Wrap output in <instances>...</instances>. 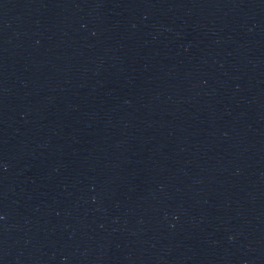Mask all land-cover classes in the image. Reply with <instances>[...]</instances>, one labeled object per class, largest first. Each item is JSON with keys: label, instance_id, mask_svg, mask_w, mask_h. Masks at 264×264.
Instances as JSON below:
<instances>
[{"label": "water", "instance_id": "1", "mask_svg": "<svg viewBox=\"0 0 264 264\" xmlns=\"http://www.w3.org/2000/svg\"><path fill=\"white\" fill-rule=\"evenodd\" d=\"M205 0H0V113L136 46Z\"/></svg>", "mask_w": 264, "mask_h": 264}]
</instances>
